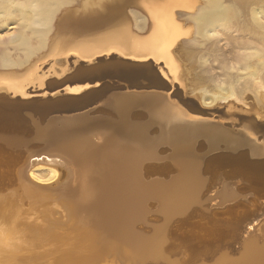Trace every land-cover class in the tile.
Segmentation results:
<instances>
[{
	"label": "rangeland",
	"instance_id": "rangeland-1",
	"mask_svg": "<svg viewBox=\"0 0 264 264\" xmlns=\"http://www.w3.org/2000/svg\"><path fill=\"white\" fill-rule=\"evenodd\" d=\"M41 1H43L42 4ZM83 1L84 0H14L13 3L9 4L7 3V0H0V71H2V73H0V85L4 86L0 88H6V91L11 92L14 95L25 97L28 96L26 89L29 86H34L37 85V83H40L39 88H42L44 80L51 74H38L39 65L37 63L46 65L48 71L52 72L53 75L61 76L67 70V65L61 67L63 64L62 59L66 60L73 57L75 62H77L79 60H91L104 53L109 54L115 52L120 55L126 54L124 48L117 43L99 48L98 52L92 55H86L81 50L69 46L65 47L67 51L49 52L50 45L56 37L60 35L57 29L58 26L55 27L53 24L57 25L60 21L57 19H61L64 15H67L65 13L66 10L70 12V15L75 11L72 14V16L75 17L83 9ZM101 1L105 3L110 2V0ZM134 1L125 5V9H123L121 16L124 18L126 17L125 19L128 20L127 23L131 29L133 28L132 30H134L135 33L141 37H145L149 31L150 16L142 10V7L139 5V0ZM195 1L196 5L191 8H182L176 5L173 6V16L175 20L186 29V33L180 34L170 48L171 56L177 60L180 70H173L174 68H172L167 61L161 58H156L152 55H144L134 58H138L139 60L152 58L158 63H163L166 70L165 72H162L163 76L170 77L171 82H175L179 85V88H181L186 94L184 95V98L186 96H196L201 104L211 112V114L206 115L213 118L215 123L224 125L232 134L243 133L244 131L247 137L245 138L250 142V146L252 148L254 147L253 149L264 150V133L255 128V122L264 121V57L261 54V50L264 47V38L260 36L254 37L240 31V22L235 24L229 23L227 18L223 15V0ZM207 2L214 4H209L208 7ZM217 5L219 8L214 10V6L216 7ZM29 12H31V16L27 15ZM126 13L129 16L128 18L127 15H125ZM121 16L99 28H91L88 30H73L72 28H65V32L61 34V36L83 37L103 34L116 27L117 21L122 18ZM250 17L252 21L257 24L264 23V14L258 9H254L251 12ZM51 26L52 30L50 32L49 30ZM54 31L55 34H51L54 33ZM18 33L20 34L19 42L15 45L7 44L9 38ZM29 41L32 44L36 43L38 47L42 45V43H48V45L42 50L31 53L28 46ZM106 63L105 68L112 73V76L115 79L121 78L124 74L131 77V79H141L152 72L150 67L133 66L113 60L107 61ZM11 64L14 66L8 68V65ZM2 65L7 68H3ZM59 69L63 70H61L60 73H57L56 71ZM4 71H11L12 73H6ZM16 76L17 78L20 77L21 79H24L21 80V82L18 81L20 78H18V80L16 79L18 83L22 85L19 90H13L8 87L10 85V83H8L9 79L14 78L15 80ZM3 79L4 81L7 79V81L4 82ZM116 85L118 86L120 84L116 83L112 85V87ZM86 87L87 85L67 86L66 90L69 93L77 94ZM5 95V93H1V96L3 97H1L2 101H0V132L16 134L23 137L30 136L33 129L31 124L27 121L23 110L20 107H17L15 104L16 102L10 101L11 99ZM118 98V94L116 93L109 94L104 100L103 106H113ZM179 98L182 99L181 95ZM164 101V106H159L164 108L167 106L166 108H169V111L165 113L167 123L164 124L163 129L159 132L157 126L149 123L145 109L139 106H131L127 109L125 116H123V120L125 122L127 120L135 124L145 125L148 131L147 136L144 134V131L133 133L129 128L123 130L120 125L119 127L106 123L108 129L116 128L114 129L116 132H107L105 128L101 126L94 127L93 124L90 125L89 128H86L83 124L78 128L65 131L60 137L64 138L65 136H69L73 138L72 135L80 134L82 136L80 140L84 143L93 144L95 145L93 148L97 149L104 148L100 154H98L99 156L96 157L93 166L98 169H100L99 166L102 167V165L105 168H114L112 170L117 174L123 171H133L131 167L132 164H129V162L123 165L127 157L132 155L136 160L135 166H140V169L138 170L137 167L135 168L137 171L133 172L132 175L136 178H140L142 171L141 163L138 164V162L142 160V155L143 157L146 156V153H142L143 151L141 150H144V148H142L141 142L136 140V134L144 137L147 141L148 148L152 147L151 150L154 149V153L157 151V154L161 155L169 150V146L164 144L167 139L163 138L165 135H169L172 129L182 126V128H188L208 125L207 120L194 115L196 112H191L192 109L196 111L194 107L191 106L190 108H187L170 100L168 97H165ZM147 107H152L151 111H159L156 108H153V105H148ZM164 112L162 111V113ZM94 114L93 115L99 120H109L112 122L119 121V118L106 107H100ZM165 114H162V117ZM34 116L37 118V121L41 123L40 126H44V114L35 113ZM86 116V114L65 115L56 117L55 121L69 123L80 119L84 120L87 118ZM60 137L59 140L61 139ZM52 143L53 142H49V145H52ZM179 144L183 147H189L192 151L193 158L201 163V165L203 164L204 167L209 168L212 175H216L218 172H225L222 174L225 180L230 176L233 177L240 175L245 181V184H238L235 188L236 192H239V189L240 191H244L246 190L245 188L253 192L251 198L250 196L248 197L249 199L245 197L244 200V197L241 198L238 196L240 202L237 201V199H233L227 204H216L210 201V206L206 205V209H203L202 213L196 216H190L177 223L175 227L180 233H185L196 238H202L209 227H218L219 229L226 228L225 223L229 222V220L226 221L225 212L235 205L240 204V207L238 209L234 208V210L240 211L241 209V212L243 211L242 216L246 217L251 212L250 210L255 211L259 207L258 204L264 201V198L261 199L262 196L264 197V156L251 154L248 148L244 145L232 149H227L222 144H216L209 147L207 146L206 140L201 137H191ZM139 152L142 155L138 156ZM45 155L49 159L53 158L50 154ZM37 157L42 156L40 155ZM32 160L33 158L27 160V154L24 152L13 153L0 146V191H2V194H0L4 196H2L4 201L16 199H9L11 196L10 192L12 191H14V194L16 195L19 194L17 199L21 197L20 194L22 190L20 187L18 170ZM171 161L173 162V160ZM34 163L36 162L27 165L25 175L30 165L32 166ZM40 163H45V160ZM143 166L144 178L156 173L159 168L158 165L152 162H144ZM103 167L101 169H103ZM171 167V162H165L161 167L164 172H161L160 174L167 175L171 171ZM243 172L247 175H243ZM25 177L33 182L28 174ZM210 183L211 181L207 183L205 190H207ZM248 185L250 187H248ZM253 186L257 191H255L256 189L253 188ZM201 188H203V186ZM219 189L220 187L214 190L213 193H216ZM200 192L201 189L199 190V193ZM260 194L263 195L261 196ZM255 195L261 197L257 200V196ZM50 199H46V201L43 202V205L44 203H50L54 210L60 212L58 204L52 202ZM247 199L248 201H246ZM251 200L252 202H255V207H253L254 205L252 202H249ZM243 201L246 202L243 203ZM144 204L147 208L149 207V204L150 206L153 205L150 199L144 202ZM206 204H208V202H206ZM27 205H23L24 209L25 207L28 209L29 203H27ZM242 205L248 207L243 208ZM244 213H246V215ZM32 217L33 216H31L30 219H32ZM54 218H57V216H54ZM61 221H64V219H61ZM261 222L263 223V220ZM261 222L258 225H261ZM229 223H232V221ZM69 224L66 226L65 224H59L60 226L53 227L55 231L70 232V230L79 229V226L81 225V223L80 225L79 223L77 225L71 224L70 226L73 225L74 228L73 226L70 227ZM77 226L78 228H76ZM80 228H82V225ZM255 234L259 235L260 232ZM45 237L44 241L46 242L48 235ZM108 263L115 264L114 260L112 262L109 261Z\"/></svg>",
	"mask_w": 264,
	"mask_h": 264
},
{
	"label": "bare ground",
	"instance_id": "bare-ground-1",
	"mask_svg": "<svg viewBox=\"0 0 264 264\" xmlns=\"http://www.w3.org/2000/svg\"><path fill=\"white\" fill-rule=\"evenodd\" d=\"M13 1L14 0H7V3L11 4ZM125 1L130 0H110L111 3L117 4ZM42 2L43 1H41V4ZM105 4L106 3L101 0H84L82 7L84 9H89L95 6H103ZM209 4L214 3L207 2L208 7ZM139 5L142 7V10L150 16L149 31L145 37H141L135 33L134 30H132L133 28L131 29L127 23L128 20L125 19L126 17L124 18L121 16L122 18L117 21V25L113 29L103 34L81 37L75 43L68 44L65 41L70 37H67L66 39V37L61 36V34L65 32V28H68L69 25H71V22H74L75 17H73L72 14L75 11L70 15V12L66 10L65 13L67 15L65 16L63 14L64 17L61 18L62 15L60 17L61 19L56 18L60 21H57V25L53 24L55 27L58 26L57 29L60 35H58L50 45L49 52H63L66 50L65 47L69 46L81 50L86 55H92L98 52L99 48L117 43L124 48L126 54H129L132 57L152 55L156 58H161L167 61V63L174 68L173 70H180L177 60L171 56L170 48L180 34L186 33V29L175 20L173 16V6L176 5L182 8H191L196 5V1L139 0ZM218 5L216 7L214 6V10L219 8ZM223 9V15L227 18L229 23L235 24L240 22V31L254 37L260 36L264 38V23L257 24L252 21L250 17V14L254 9H258L264 14V0H223ZM27 15L31 16V12L27 13ZM125 15H127V13ZM128 17L129 16L127 15V18ZM52 26L50 27V32ZM55 31L51 34L54 35ZM100 40L103 42L106 41V44L92 50L87 49V47L91 46L93 42H98ZM46 45H48V43H42L39 48L36 43L32 44L30 41L28 42L31 53L44 49ZM261 54L264 57V47L261 50ZM61 70L63 69H60V71ZM18 78L16 76L15 80L14 78L9 79L8 83H10V85L8 87L13 90H19L22 85L18 83V81L21 82V80L24 79L20 78V80H18ZM5 80L7 81V79ZM39 84L37 83L38 87ZM0 87L4 86L0 85ZM106 97L103 99L102 105L104 104ZM137 103L151 106L149 102H140L138 100L122 102L118 107L120 114L125 116L127 109L131 105ZM153 108H156L157 110L164 109V107L158 105H153ZM92 124L94 127L101 126L108 130V126L105 123ZM92 124L85 123L84 125L86 128H89ZM120 126L123 130L128 129L127 124L123 123ZM182 127L172 129L169 135H165V137L163 136V139H188L200 134V130L198 129L186 131L189 128ZM145 135L147 136V134ZM72 136L73 138L69 136H65L64 138L60 137V140L64 139L71 148L75 147L77 144L80 145L81 143H84L80 140V138H82L80 134ZM136 138V140L141 142L142 148H144V150H141L143 151V154L154 152V149L151 150L152 147H147V141L144 137L136 134ZM102 149L104 148L97 149L90 147L86 156L83 154V165L85 166L82 169H76L75 165L67 164L59 155L50 154L51 157H53L52 159H49L46 155H41L42 157L33 158L31 162L22 166L18 170L19 178L21 179L20 187L23 192L20 194L21 197L17 199L19 194L16 195L14 194V191H12L10 192L12 197L10 196V198H8L16 199L4 201V196L1 195L2 191H0V264H43V262L44 264H106L109 262L106 261L107 257H112L117 252L118 245H120L122 241H118L119 239H117L114 234L97 231V222L121 215L138 218L146 211L147 206H145L144 202L149 199L152 202H155L157 199L162 201L161 209L165 216L180 213L188 208V206L199 203L201 196L199 190L203 185L199 184L198 181H194L191 184H184L183 187L180 186L176 189V194L165 196L159 191L156 192L151 188L149 189L143 183L139 182L138 178L132 175L133 171H123L117 174L112 170L114 168H105L103 165V169H101V166H99L100 169L94 168L95 166H93V162L96 160V157L99 156L98 154H100ZM185 151H189V149L178 144L177 152L180 153ZM140 155L142 154L139 152L138 156ZM143 158L142 155L141 159ZM43 160H45V163H40ZM141 161L142 160H140L138 164H140ZM32 162L36 163L32 166L30 165L25 175L27 165ZM65 165L68 169L66 177L64 169ZM136 167L137 170L140 169V166H135V168ZM27 174L34 183L25 177ZM243 175H245L244 172ZM88 179H92V181L88 182ZM219 187V191L214 193L212 195L213 197L211 196L213 199L209 198V201L216 204H227L233 199L239 201V197L235 194L232 186L228 183L222 182ZM248 187L250 186L248 185ZM253 188L255 187L253 186ZM245 189L247 190V188ZM255 191H257V189ZM4 195L6 196L5 193ZM260 195L262 196L263 194ZM261 196H257V200ZM262 198L264 197L262 196L261 199ZM46 199H50L52 202L58 204L60 212L54 210L50 203H44L43 205V202H45ZM248 199L246 201H248ZM246 201H243V203ZM249 202H252V200ZM27 203H29V207L28 209L26 207L24 209L23 205L25 206ZM252 204L254 205L252 206L255 207V202H252ZM239 207L240 204H237L225 212L226 221H232V223H225L226 228H207L206 233L203 235L204 237L200 238L199 243L200 246H206L209 248L207 251L201 252L202 255L198 256L199 258L204 255L203 258H200L203 261L201 260L198 264H264V214H261L255 208V211L250 210L251 212L249 215L243 217V211L241 212V209L240 211L234 210V208L238 209ZM245 207L248 206H243V208ZM244 214L246 215V213ZM31 216H33L32 219H30ZM54 216H57V218H54ZM61 219H64V221H61ZM262 220L263 223L261 222L262 224L258 225V221ZM78 223L79 225L81 223L83 229L80 228L81 225H78L79 229L70 230V232H59L55 231L53 227L60 226L59 224H65V226L69 224L70 226L71 224L77 225ZM78 226L76 228H78ZM257 232H260V234H255ZM47 235L48 238L45 242V236ZM39 249L43 250L40 251ZM124 255L126 257L125 260H121L120 258L117 260L113 257L114 259H112L114 260V263L121 264V262L125 261L128 264H159L161 262L160 259H165L166 263L170 262L164 254L148 255L145 257L141 255L134 256V253L127 252ZM209 259L212 261L206 262ZM113 260L110 261L112 262Z\"/></svg>",
	"mask_w": 264,
	"mask_h": 264
},
{
	"label": "water",
	"instance_id": "water-1",
	"mask_svg": "<svg viewBox=\"0 0 264 264\" xmlns=\"http://www.w3.org/2000/svg\"><path fill=\"white\" fill-rule=\"evenodd\" d=\"M131 1L133 0L118 4L109 2L103 6H95L89 9L83 8L75 16L74 22H71L68 28H72L73 30H88L102 27L110 21L119 18L125 5ZM19 35L18 33L10 37L7 44L15 45L19 42ZM69 37L70 38L65 41L68 44H73L81 38ZM105 44L106 41L103 42L100 40L98 42H93L87 49L92 50L104 46ZM62 60L63 64L61 67L67 65V70L61 76L53 75L52 72L48 71L46 65L37 63L39 65L38 74H51L44 80L42 88H39L37 85L29 86L26 89L28 96L23 97L14 95L6 91V89L0 88V101H2L1 97L3 96H1V93L3 92L6 94V97L11 99L10 101L16 102L15 104L23 110L27 121L31 124L33 129L32 134L28 137L0 132V146L5 150L13 153L24 152L27 154V160L39 155L55 154L64 159L67 164H73L76 166V169H82L85 166L83 165V154L86 156L90 147L95 145L85 142L81 143L82 145L77 144L75 147L71 148L64 139L59 140L62 133H65V131L69 129L78 128L85 123H110L114 126L125 123L133 133L144 131V133L147 134L148 131L145 125H139L129 121L125 122L123 120V116L118 109L119 105L122 102L138 100L140 102H149L151 105L159 106L163 105L165 103V97H168L170 100L187 108L191 106L194 107L196 111L193 109L191 111L196 112L194 115L201 119L208 120V125L188 127L189 129L186 131L200 130V134L192 137L204 138L209 147L222 144L225 148L232 149L244 145L251 154L264 156L263 149L255 150L250 146L244 131L243 133L232 134L224 125L215 123L213 118L207 116L206 114H211V112L201 104L196 96H186L184 98L186 94L179 88V85L175 82H171L170 77L163 76L162 72L166 70L161 62L158 63L152 58L139 60L138 58L131 57L129 54L120 55L115 52L109 54L104 53L91 60H79L75 62L73 57ZM110 60L133 66L150 67L152 72L141 79H131V77L125 74L122 75L121 78L115 79L112 73L105 68L106 62ZM12 66L14 65H8V68ZM2 67L7 68L3 65ZM4 72L12 73L11 71ZM56 72L60 73V69ZM0 73H2V71H0ZM116 83L120 85L112 87V85ZM74 85H87V87L77 94L69 93L66 87H72ZM111 93L118 94L119 98L113 106H103V99ZM180 95L182 99L179 98ZM131 106H139L145 109L149 123L157 126L158 132L163 129L166 123L165 113L169 111L168 108L165 107L156 112L151 111L150 108L143 103H137ZM100 107L109 109L119 118V121L99 120L94 116V113ZM162 111L165 112L161 113ZM35 113L44 114V126H40L41 123L35 118ZM74 114H86L87 118L69 123L55 121L56 117L65 115L71 116ZM162 114L165 115L162 117ZM255 128L264 133V121L255 122ZM114 129L109 128L105 130L116 132ZM184 139L173 140V138H170L165 140L164 144L169 146V150L161 155H158L157 151L155 153L150 152L146 154L141 161L142 172L138 181L149 189L151 188L156 192L159 191L165 196L176 194V189L180 186L183 187L184 184H191L194 181H198L199 184L203 185L200 192L201 196L199 203L188 206V208L180 213L165 216L161 209L162 201L157 199L155 202H152V206L149 204L144 214L138 218L121 215L97 222V231L114 234L117 239H119L118 241H122L121 244L118 245L117 252L112 257H107L106 261L113 260V257L117 260L119 258L125 260L126 257L124 254L131 252L134 253V256L141 255L145 257L148 255L164 254L170 261L166 263L165 259H160L161 262L159 264H198L202 260L200 258H203L204 255L199 258L198 256L202 255L201 252L207 251L209 247L200 246V238L180 233L175 227L177 223L190 216H196L202 213L203 209H206V205L210 206L211 202L209 198L214 194V190L219 188L222 182L228 183L230 186L232 185L234 188L232 189L237 196L248 198L252 195L250 190L236 192L235 188L238 184H245V181L240 175L228 178L227 181L221 173L213 176L209 168L197 162V160L193 158L192 151L189 147H187L189 151L178 153V144L183 142ZM49 142H53L52 145H49ZM171 160H173V162ZM168 161L171 162V171L167 175L160 174L164 172L161 167ZM128 162L132 164L131 167L133 172H136V160L132 155L127 157L123 165ZM144 162H152L158 165L159 168L156 173L144 178ZM64 169L66 177V172L68 171L66 165ZM210 180L212 182L209 188L205 190V186ZM87 181L91 182L92 179H88ZM206 202H208V204H206ZM263 202L259 204V208L257 209L261 214H264ZM259 222L261 221H258V224ZM211 261L212 260L209 259L206 262ZM121 264L128 263L123 261Z\"/></svg>",
	"mask_w": 264,
	"mask_h": 264
}]
</instances>
